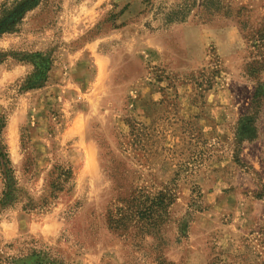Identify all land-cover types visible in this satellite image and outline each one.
Masks as SVG:
<instances>
[{"label":"rangeland","instance_id":"rangeland-1","mask_svg":"<svg viewBox=\"0 0 264 264\" xmlns=\"http://www.w3.org/2000/svg\"><path fill=\"white\" fill-rule=\"evenodd\" d=\"M263 29L264 0L28 12L0 39V264H264Z\"/></svg>","mask_w":264,"mask_h":264},{"label":"trees","instance_id":"trees-1","mask_svg":"<svg viewBox=\"0 0 264 264\" xmlns=\"http://www.w3.org/2000/svg\"><path fill=\"white\" fill-rule=\"evenodd\" d=\"M48 1L49 0H7L2 5L0 11V39L6 34L19 33L27 13L33 11L41 4ZM246 29V26H244L245 31ZM262 37H264V35H262ZM262 40L263 38L257 41ZM1 57H3V55L0 54V58ZM38 86L39 85L34 84L30 89H35ZM4 156L6 157V163L9 165L10 161L8 159V154H5ZM5 197L7 198L8 195L6 194Z\"/></svg>","mask_w":264,"mask_h":264}]
</instances>
